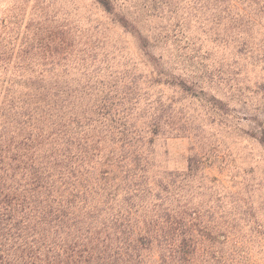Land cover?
I'll return each mask as SVG.
<instances>
[{"label": "trees", "instance_id": "trees-1", "mask_svg": "<svg viewBox=\"0 0 264 264\" xmlns=\"http://www.w3.org/2000/svg\"><path fill=\"white\" fill-rule=\"evenodd\" d=\"M254 4V11L264 12L262 0ZM184 28L165 38L188 44L193 34ZM241 35L227 37L244 45L245 40L237 42ZM6 49L0 46V264L227 263L223 247L230 214L172 206L168 196L171 188H180L181 174L155 165L156 141L163 134L159 122L153 116L147 131L132 114L142 100L154 114L173 112L177 103L204 93L198 85L202 76L187 69L176 76L162 57L145 53L153 67L147 82L175 87L183 97L152 100L142 78L131 77L129 97L115 98L117 84L105 81L100 69L83 84L66 80L70 52L53 51L48 65L38 60L39 53L25 52L28 70L43 61L49 75L7 76L4 70L20 51L13 48L10 56ZM174 51L176 63L198 72L210 62L197 43ZM207 101L214 104V98ZM197 163L188 160L187 174L204 164Z\"/></svg>", "mask_w": 264, "mask_h": 264}, {"label": "rangeland", "instance_id": "rangeland-1", "mask_svg": "<svg viewBox=\"0 0 264 264\" xmlns=\"http://www.w3.org/2000/svg\"><path fill=\"white\" fill-rule=\"evenodd\" d=\"M260 1L0 0V46H7L10 56L13 48L20 51L4 71L14 79L48 76L53 51L70 52L65 78L71 84L95 78L100 69L105 81L117 84L115 98H128L126 82L141 77L144 92L164 103L178 101L183 93L147 82L153 67L145 53L162 57L176 76L183 69L202 76L198 85L204 93L177 103L173 112L154 114L155 108L148 111L142 100L133 118L147 131L153 116L159 122L163 134L156 141L155 165L181 174L180 188H171L168 196L172 206L230 214L225 218L226 264H264V12L254 11ZM240 19L246 26L230 31ZM185 26L193 34L188 44L165 38ZM238 33L242 39L237 42L246 44H233L227 37ZM39 42L49 48L39 47ZM193 43L210 58L199 72L175 62L174 49ZM32 50L47 64H35L34 72L27 69L31 59L25 55ZM211 98L215 105L207 101ZM190 158L204 162L192 176L187 174Z\"/></svg>", "mask_w": 264, "mask_h": 264}]
</instances>
